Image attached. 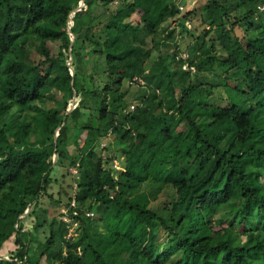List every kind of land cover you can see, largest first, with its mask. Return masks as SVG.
<instances>
[{"label":"trees","instance_id":"trees-1","mask_svg":"<svg viewBox=\"0 0 264 264\" xmlns=\"http://www.w3.org/2000/svg\"><path fill=\"white\" fill-rule=\"evenodd\" d=\"M180 3L0 0V264H264V0Z\"/></svg>","mask_w":264,"mask_h":264},{"label":"rangeland","instance_id":"rangeland-1","mask_svg":"<svg viewBox=\"0 0 264 264\" xmlns=\"http://www.w3.org/2000/svg\"><path fill=\"white\" fill-rule=\"evenodd\" d=\"M196 2H197V0H186L185 6H186V7H189L188 5L191 4V5H190V8H192ZM197 23L199 24L198 21H197ZM173 24H174V23H173ZM173 24H172V25H173ZM186 24H187L188 26H191V23H189V22H186ZM204 27H205V25H199V31H201ZM180 35H181V34L178 35V39L181 38ZM179 37H180V38H179ZM53 46L57 48V44L54 43ZM157 54H158V53H157L156 51H154V52H153V58H154L155 56H157ZM88 60H89V58H88ZM91 64H92V60H89V61H88V65H89L90 67H91ZM59 96H60V95H59ZM59 96L56 95V97H59ZM48 104L51 105V106H53V105H54V102L50 101ZM103 145H104V144H102V146H103ZM72 149H73V145L69 147V150L72 151ZM56 170H57V171H55V173H54V175H55L56 178H60V179H61L62 174H63V173H66V171L63 170L60 166H58V168H57ZM68 172L74 174V173L76 172V169L73 168V167H72V168L70 167ZM69 180H70V177H69V176H68V177L66 176L65 179H64V178L61 179L62 184H63L64 186L68 185L67 183L69 182ZM61 181H60V182H61ZM58 191H59V184H56V185L54 186L53 192H54V194H56L57 196H58ZM73 233H74V231H73Z\"/></svg>","mask_w":264,"mask_h":264},{"label":"built area","instance_id":"built-area-1","mask_svg":"<svg viewBox=\"0 0 264 264\" xmlns=\"http://www.w3.org/2000/svg\"><path fill=\"white\" fill-rule=\"evenodd\" d=\"M181 4V3H180ZM180 9L181 10H184L185 9V6H184V4H181L180 5ZM259 9L261 10V11H263L264 10V4H262V5H260L259 6ZM175 24V23H174ZM187 55H184V57H186ZM137 78L135 77V80H136ZM141 83H143V80L141 79V78H139L138 79ZM132 108H134V106H131ZM114 166L117 168V169H120V168H122V166H121V164L116 160L115 162H114ZM75 173H77V169H76V172ZM74 173V174H75ZM72 206H76V202H75V200H73L72 201ZM62 213H64V220H65V222H67V223H69V232H68V234H67V237L68 238H70V237H72V238H76L77 236H78V232L76 231V227H77V221H74L73 220V218L68 214V210L66 209V208H64V209H62ZM87 215L88 216H93L94 215V213L93 212H88L87 213ZM73 231H74V233H73Z\"/></svg>","mask_w":264,"mask_h":264}]
</instances>
